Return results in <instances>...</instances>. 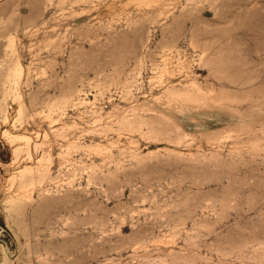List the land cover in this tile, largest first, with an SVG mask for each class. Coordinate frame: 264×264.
I'll use <instances>...</instances> for the list:
<instances>
[{
    "label": "rangeland",
    "instance_id": "1",
    "mask_svg": "<svg viewBox=\"0 0 264 264\" xmlns=\"http://www.w3.org/2000/svg\"><path fill=\"white\" fill-rule=\"evenodd\" d=\"M0 264H264V0H0Z\"/></svg>",
    "mask_w": 264,
    "mask_h": 264
}]
</instances>
